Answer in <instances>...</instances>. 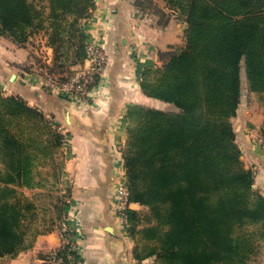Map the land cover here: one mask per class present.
I'll list each match as a JSON object with an SVG mask.
<instances>
[{
  "label": "trees",
  "instance_id": "1",
  "mask_svg": "<svg viewBox=\"0 0 264 264\" xmlns=\"http://www.w3.org/2000/svg\"><path fill=\"white\" fill-rule=\"evenodd\" d=\"M167 2L187 24L185 43L160 50L162 64L145 69L140 85L177 109L133 104L128 110L130 201L149 208L126 210L135 253L140 260L155 257L150 264H250L254 235L264 238V196L253 188L255 173L242 159L232 119L243 71L250 90L264 93V0ZM94 7L95 0H0V33L24 42L27 30H43L57 52L67 39L82 62V20ZM22 122L46 134L49 149L62 142L52 120L0 92V149L11 158ZM10 229L0 226V250L14 247Z\"/></svg>",
  "mask_w": 264,
  "mask_h": 264
},
{
  "label": "crops",
  "instance_id": "2",
  "mask_svg": "<svg viewBox=\"0 0 264 264\" xmlns=\"http://www.w3.org/2000/svg\"><path fill=\"white\" fill-rule=\"evenodd\" d=\"M134 1L95 0L83 24L87 41L105 44L109 55L90 102H71L44 86L40 74L20 66L28 50L0 43L1 94L22 98L64 132L60 145L49 149L48 136L22 122L23 131L14 129L19 143L9 151L13 158L0 149V226H9L17 239L12 249L0 250V264H49V254L62 244L63 222L82 264L154 261L137 258L119 207L117 189L125 174L120 145L128 137L130 105L154 104L140 87L144 70L162 63L159 50L183 42L187 24L179 14L163 23ZM232 120L244 163L254 169L255 186L264 194V153L255 141L264 128V93L250 90L244 71ZM128 208L145 209L134 202Z\"/></svg>",
  "mask_w": 264,
  "mask_h": 264
},
{
  "label": "rangeland",
  "instance_id": "3",
  "mask_svg": "<svg viewBox=\"0 0 264 264\" xmlns=\"http://www.w3.org/2000/svg\"><path fill=\"white\" fill-rule=\"evenodd\" d=\"M134 2L136 4V6H138V7H143V8L146 7V10H148L147 11L148 13H150V11H151V14L158 17L159 21H161L163 23H166V21L168 22V20L170 19V16L172 14L176 15V19H178V14L181 16V14L178 13L177 8H175V9L170 8L171 6L168 4L167 0H135ZM175 2L178 4V0H175ZM161 4L164 5L166 9H168V13L163 9ZM92 10L93 9H90V13L92 12ZM86 18H84L82 20V25L84 24ZM66 26H68L67 23H66ZM69 31L65 32V35L67 34L68 37L70 35ZM184 33H185V30H184ZM48 37H49L48 34L43 30H36V31L27 30L25 32V41L19 42L18 40L14 39L13 36H10V35L4 34V33H0V43H3V46H7L8 50L13 45L15 47L17 46L19 48H25L26 50H28L29 55H28L27 59H25L20 64V66L22 67V69H25L27 72L32 71V72H36V73L40 74L42 79H43L44 86L50 87V88H51V86L49 85V83L52 81L53 82L58 81L59 83H64V82L69 83L76 76V74L81 73V72H88L89 70H91V68H92L91 67V61L88 60V57H89L88 48H90L91 45L92 46H98L99 50L102 52L101 56L104 57V62H103L104 70H103V72H101L97 75V79H96L95 84L90 86V89L86 95H84L83 97H80L77 95H76V97L73 95L71 96L69 94L62 92L59 88L53 86V88L58 89L59 92L62 93V95H64V97L71 102H75V103H79V104L83 103V102H90V100L94 99L97 96L98 89H96V85L99 84L101 78L104 76V74L106 73V70L108 68L109 55L107 53V49H106L105 44H101V43H97V42H88L86 39V58L81 62V61L77 60L76 53L74 51V46L70 47V45H69L70 42H68L67 39L65 40V44L63 45V49L61 47V49H59V51L57 52L56 48L49 43ZM184 43H185V36H184L183 42L181 44H173V45L180 46V45H183ZM8 44H9V46H8ZM168 47H169V45H168ZM1 48H3L2 45H0V50H1ZM166 49H168V48L166 47L165 49H162V50H166ZM159 52H160V50H159ZM86 62L87 63L89 62V65L85 66L84 63H86ZM161 64L156 65L155 67L160 66ZM152 68H154V67H152ZM76 87L78 89H80L78 84H76ZM140 87H141V85H140ZM151 98L154 101V104L152 105V107L163 108L166 110H176L177 109L176 106L172 103H167V102H164V101L159 100V99L154 98V97H151ZM136 104H140V103H136ZM147 106H150V105H147ZM127 115H128V120H129L128 131H127L128 137H127L125 143H122L120 145V150L122 153V161H123V166H124V170H125V174H123L124 178L121 180H126V181H127V174H126V167H125V161H124V154L127 152L128 148H129V128H130V125L132 124V120L129 117V114H127ZM55 126L57 127L58 125L55 124ZM61 131L62 130H59V132H61ZM61 133L64 134V132H61ZM65 134H68V133H65ZM260 134L264 135V128ZM255 141L257 142L256 139H255ZM246 167L251 168L254 171V169L251 166H249V167L246 166ZM254 173H255V171H254ZM253 188L256 189L260 194H262L258 190V188L255 186V184H254ZM262 195L264 196V194H262ZM143 206L145 208L144 210H146L148 212V210H149L148 206H145V205H143ZM248 231L256 233L257 228L256 227L254 228V226H249ZM254 238L257 240L256 241L257 252L253 255V257H252L253 259L250 261L251 262L250 264H264V238H262V239H261V237L259 238V233H256L254 235ZM257 238H259V239H257ZM149 258L155 259V257H149Z\"/></svg>",
  "mask_w": 264,
  "mask_h": 264
},
{
  "label": "built area",
  "instance_id": "4",
  "mask_svg": "<svg viewBox=\"0 0 264 264\" xmlns=\"http://www.w3.org/2000/svg\"><path fill=\"white\" fill-rule=\"evenodd\" d=\"M89 57L88 60L91 61V70L88 72H81L76 74L71 82L59 83L50 82V86L59 88L62 92L73 95L76 97H83L87 94L90 86L94 85L97 79V75L104 70V57H102V52L99 50L98 46H92L88 48ZM79 85L80 89L76 87ZM61 130V126H57ZM257 143L264 153V135L260 134L256 137ZM117 198L119 202V207L122 210V215L126 222L128 223V216L126 213L127 208L132 203L130 201V191L127 186L126 180H121L117 189ZM62 233V244L60 248L53 250L48 257L49 264H82L81 259L78 257L77 245L74 237L71 233V228L66 222L62 223L61 226Z\"/></svg>",
  "mask_w": 264,
  "mask_h": 264
},
{
  "label": "water",
  "instance_id": "5",
  "mask_svg": "<svg viewBox=\"0 0 264 264\" xmlns=\"http://www.w3.org/2000/svg\"><path fill=\"white\" fill-rule=\"evenodd\" d=\"M14 77V76H13Z\"/></svg>",
  "mask_w": 264,
  "mask_h": 264
}]
</instances>
